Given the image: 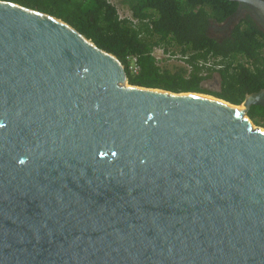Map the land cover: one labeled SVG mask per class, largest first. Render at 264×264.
Wrapping results in <instances>:
<instances>
[{
    "label": "water",
    "instance_id": "95a60500",
    "mask_svg": "<svg viewBox=\"0 0 264 264\" xmlns=\"http://www.w3.org/2000/svg\"><path fill=\"white\" fill-rule=\"evenodd\" d=\"M201 94L0 0V264H264V89Z\"/></svg>",
    "mask_w": 264,
    "mask_h": 264
},
{
    "label": "trees",
    "instance_id": "16d2710c",
    "mask_svg": "<svg viewBox=\"0 0 264 264\" xmlns=\"http://www.w3.org/2000/svg\"><path fill=\"white\" fill-rule=\"evenodd\" d=\"M64 19L99 47L117 55L133 85L173 92L207 93L240 105L252 92L264 89V30L250 16L223 39L210 35L240 5L233 0H122L131 16L121 17L110 0H8ZM155 47L188 56L176 71L163 68L152 54ZM136 55L140 71L132 73L128 56ZM209 56L222 67L199 65ZM160 61H162L160 59ZM217 76V77H216ZM217 78L215 90L204 82ZM248 116L264 125V106L252 105Z\"/></svg>",
    "mask_w": 264,
    "mask_h": 264
},
{
    "label": "built area",
    "instance_id": "2783aa9c",
    "mask_svg": "<svg viewBox=\"0 0 264 264\" xmlns=\"http://www.w3.org/2000/svg\"><path fill=\"white\" fill-rule=\"evenodd\" d=\"M157 53H160L157 54ZM174 52H171V51H168L166 52L165 49L163 47H155L154 48V51L152 52V54L160 61L163 60V59H167V58H179L180 60H182L185 65H187V67L189 69L192 68V66L188 63H187V59H188V56H185L183 55L182 53H175V54H172ZM128 62H129V70L136 74L140 71V65H139V62H138V57L136 55H130L128 56ZM199 65L200 66H203V67H211V68H220L222 67V64L220 63V58H214V57H211L209 56V58L207 60H199Z\"/></svg>",
    "mask_w": 264,
    "mask_h": 264
},
{
    "label": "flooded vegetation",
    "instance_id": "af4514ba",
    "mask_svg": "<svg viewBox=\"0 0 264 264\" xmlns=\"http://www.w3.org/2000/svg\"><path fill=\"white\" fill-rule=\"evenodd\" d=\"M248 15H250L264 30L263 25L260 24L257 15L252 11V9L244 3H240L238 10L232 16L228 17L222 23H214L210 28V32H213L214 30L216 32H219L218 35H213V37L219 40L223 39L226 35H230L233 27H235L239 22H241L243 18H247Z\"/></svg>",
    "mask_w": 264,
    "mask_h": 264
},
{
    "label": "rangeland",
    "instance_id": "374dc122",
    "mask_svg": "<svg viewBox=\"0 0 264 264\" xmlns=\"http://www.w3.org/2000/svg\"><path fill=\"white\" fill-rule=\"evenodd\" d=\"M112 3L116 4L117 8H118V12L120 14L121 17H130L131 16V12L130 10L122 3V0H110ZM219 32H216L215 30L213 32H210V35H218ZM160 55V53H157ZM159 65H161L163 68H169L172 71H176L179 67L181 66H185V63L180 60L179 58H167V59H163L162 61H159ZM217 77V76H216ZM217 78H210L205 80L204 82V86L207 88H211V89H216L217 88ZM207 94V93H204ZM207 95H211V94H207ZM214 96V95H212ZM240 106V105H239ZM257 125V124H255ZM260 126V125H257ZM261 127H264L261 126Z\"/></svg>",
    "mask_w": 264,
    "mask_h": 264
},
{
    "label": "bare ground",
    "instance_id": "6f19581e",
    "mask_svg": "<svg viewBox=\"0 0 264 264\" xmlns=\"http://www.w3.org/2000/svg\"><path fill=\"white\" fill-rule=\"evenodd\" d=\"M201 95H206V96H211V95H207V94H204V93H202ZM239 109H243V106L242 105H240V106H237ZM262 130H264V127H260Z\"/></svg>",
    "mask_w": 264,
    "mask_h": 264
}]
</instances>
